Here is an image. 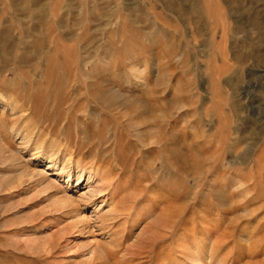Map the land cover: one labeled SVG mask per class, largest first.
I'll use <instances>...</instances> for the list:
<instances>
[{"label": "rangeland", "instance_id": "obj_1", "mask_svg": "<svg viewBox=\"0 0 264 264\" xmlns=\"http://www.w3.org/2000/svg\"><path fill=\"white\" fill-rule=\"evenodd\" d=\"M207 203L192 253L264 264V0H0V264H182L131 214Z\"/></svg>", "mask_w": 264, "mask_h": 264}, {"label": "bare ground", "instance_id": "obj_2", "mask_svg": "<svg viewBox=\"0 0 264 264\" xmlns=\"http://www.w3.org/2000/svg\"><path fill=\"white\" fill-rule=\"evenodd\" d=\"M129 120H130L129 125H131L134 128L135 133H137V135H141L140 126L133 119H129ZM30 124L29 125L26 124V126L23 128H20V127L17 128L18 133L22 134V136H24L23 138L28 139V141H32V144L37 149H39L40 152L45 150V153L48 155V157H51L52 161L54 159H58L57 158L58 153L62 150L61 149L62 144H61V141L57 137L56 138L53 137L54 135L52 132L53 127L49 125L48 126L40 125V122H37L36 124H32V125ZM56 135L58 136L60 134L56 132ZM66 140H67L66 141L67 143H71L69 138H66ZM70 152L72 156L74 153L73 151H70ZM77 152L79 151H76L75 153L77 154ZM70 163L72 162H70L69 159L65 160V162L63 163L62 170H67V167H69ZM77 164L80 165V162L78 161ZM68 175H70V173ZM158 198L161 199L163 197H124L123 199H125V201H130L132 203H137L139 201H142L146 205H150L151 202H153L155 199H158ZM210 205H211L210 203L205 204L204 214L206 215L202 217L197 216L196 218H194V221L192 222L191 226L187 224L188 223L187 221H189L188 215L182 216L183 214L182 212H178L176 210L174 211L170 209L169 205L163 206L161 209H157L155 206H146L145 208L136 209L132 212L131 215L133 217V223H134L132 228L136 226H140L141 224L148 227L149 230H151L153 233V240H155L154 247H160L162 249L169 247L170 251H169V254H167L169 258H171V256L177 251L176 248L175 247L172 248L171 245L176 239V235H177L176 233L179 232L180 233L179 240L181 241L180 242L181 244L184 243L183 248L185 252V257L181 263L191 264L190 261L194 260L195 264H206L204 261L209 257L202 256L203 254L201 255L200 253H203V252H201V250L198 249V247L196 249L197 250L196 254H193L192 252H193V248H196V246L194 245H197V246L204 245L203 243H205L207 241L206 239H208L205 236L207 234L206 232L207 230L204 227L201 228L199 225L201 221L208 219L209 212L212 209ZM221 205H223V203ZM120 216H118V218H120ZM116 223L122 224V220L121 221L117 220ZM185 239H191V242H185Z\"/></svg>", "mask_w": 264, "mask_h": 264}]
</instances>
